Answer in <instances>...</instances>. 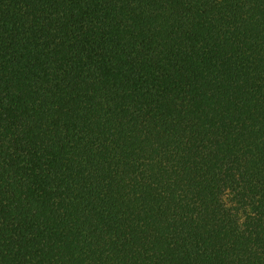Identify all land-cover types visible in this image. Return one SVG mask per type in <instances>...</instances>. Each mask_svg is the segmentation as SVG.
Segmentation results:
<instances>
[{"label":"trees","instance_id":"16d2710c","mask_svg":"<svg viewBox=\"0 0 264 264\" xmlns=\"http://www.w3.org/2000/svg\"><path fill=\"white\" fill-rule=\"evenodd\" d=\"M0 264H264V0H0Z\"/></svg>","mask_w":264,"mask_h":264}]
</instances>
